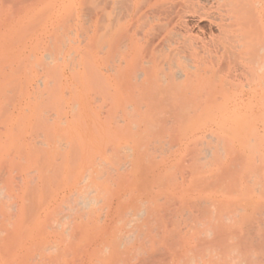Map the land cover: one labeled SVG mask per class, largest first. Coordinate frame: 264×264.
Masks as SVG:
<instances>
[{"label":"rangeland","instance_id":"rangeland-1","mask_svg":"<svg viewBox=\"0 0 264 264\" xmlns=\"http://www.w3.org/2000/svg\"><path fill=\"white\" fill-rule=\"evenodd\" d=\"M184 110L122 130L120 0H0V264H264L252 159Z\"/></svg>","mask_w":264,"mask_h":264},{"label":"bare ground","instance_id":"bare-ground-1","mask_svg":"<svg viewBox=\"0 0 264 264\" xmlns=\"http://www.w3.org/2000/svg\"><path fill=\"white\" fill-rule=\"evenodd\" d=\"M43 80L38 89L49 82ZM121 109L145 115L165 109L222 111L217 124L238 143L233 152L252 159V183L264 186L263 172H253L264 159V0H120ZM180 112H170L174 119L162 114L168 123L158 112L151 115L157 121L140 115L145 122L132 124L134 131L123 128L120 118L125 124L120 127L147 140L184 118ZM215 134L206 138L215 143Z\"/></svg>","mask_w":264,"mask_h":264}]
</instances>
